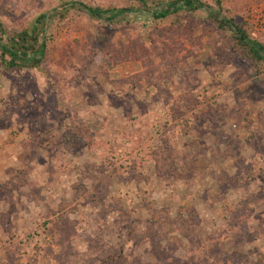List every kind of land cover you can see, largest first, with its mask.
<instances>
[{"label":"rangeland","instance_id":"1","mask_svg":"<svg viewBox=\"0 0 264 264\" xmlns=\"http://www.w3.org/2000/svg\"><path fill=\"white\" fill-rule=\"evenodd\" d=\"M168 1L0 0L1 42L44 14L46 44L0 60V264H264V62ZM263 11L221 0L264 45Z\"/></svg>","mask_w":264,"mask_h":264},{"label":"trees","instance_id":"2","mask_svg":"<svg viewBox=\"0 0 264 264\" xmlns=\"http://www.w3.org/2000/svg\"><path fill=\"white\" fill-rule=\"evenodd\" d=\"M137 1L145 6L146 0ZM78 6H81L91 16L104 18L108 22H113L117 17L124 16V14L132 11L126 7L102 9L83 3H79ZM179 10H207L208 17L217 24L218 28L228 29L233 33L234 44L232 48L234 53L240 52L244 58L249 57L254 61L264 62L263 43L251 38L232 18H227L222 15L221 0H215V7L206 5L201 0H169L164 4L163 8L155 10L152 13V17L155 19L164 18ZM44 19V14L38 15L32 27L22 29L12 36L7 37L5 43L1 42L2 39L0 37V60L6 68L22 69L40 67L46 51L45 41L41 38ZM0 34H4L1 23Z\"/></svg>","mask_w":264,"mask_h":264},{"label":"built area","instance_id":"3","mask_svg":"<svg viewBox=\"0 0 264 264\" xmlns=\"http://www.w3.org/2000/svg\"><path fill=\"white\" fill-rule=\"evenodd\" d=\"M264 13V11L262 12ZM258 20H262V28L264 29V14L261 16V15H258Z\"/></svg>","mask_w":264,"mask_h":264}]
</instances>
